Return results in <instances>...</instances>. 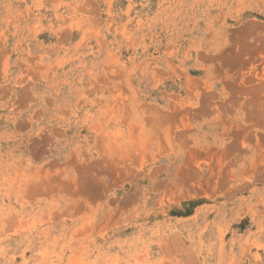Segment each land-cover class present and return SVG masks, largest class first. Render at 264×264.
<instances>
[{"label":"rangeland","instance_id":"374dc122","mask_svg":"<svg viewBox=\"0 0 264 264\" xmlns=\"http://www.w3.org/2000/svg\"><path fill=\"white\" fill-rule=\"evenodd\" d=\"M0 264H264V0H0Z\"/></svg>","mask_w":264,"mask_h":264}]
</instances>
